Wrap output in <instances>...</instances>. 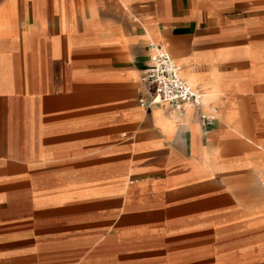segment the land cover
<instances>
[{
	"label": "crops",
	"instance_id": "obj_1",
	"mask_svg": "<svg viewBox=\"0 0 264 264\" xmlns=\"http://www.w3.org/2000/svg\"><path fill=\"white\" fill-rule=\"evenodd\" d=\"M0 264H264V0H0Z\"/></svg>",
	"mask_w": 264,
	"mask_h": 264
},
{
	"label": "built area",
	"instance_id": "obj_2",
	"mask_svg": "<svg viewBox=\"0 0 264 264\" xmlns=\"http://www.w3.org/2000/svg\"><path fill=\"white\" fill-rule=\"evenodd\" d=\"M151 57L144 70L141 82L146 87H154L151 102L140 101L142 107L165 105L170 114L182 116L186 106L201 108L203 95L196 92L192 86L181 78V67L157 44H150ZM218 109L209 107L202 114L205 127H211L218 119Z\"/></svg>",
	"mask_w": 264,
	"mask_h": 264
},
{
	"label": "rangeland",
	"instance_id": "obj_3",
	"mask_svg": "<svg viewBox=\"0 0 264 264\" xmlns=\"http://www.w3.org/2000/svg\"><path fill=\"white\" fill-rule=\"evenodd\" d=\"M261 258H262V254H259V257H258V259H259V260H261Z\"/></svg>",
	"mask_w": 264,
	"mask_h": 264
}]
</instances>
